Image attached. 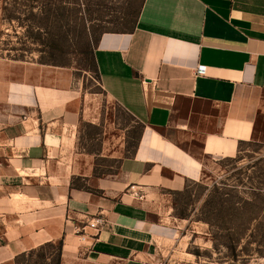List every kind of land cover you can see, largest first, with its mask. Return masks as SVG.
<instances>
[{"label": "crops", "instance_id": "0c3cea01", "mask_svg": "<svg viewBox=\"0 0 264 264\" xmlns=\"http://www.w3.org/2000/svg\"><path fill=\"white\" fill-rule=\"evenodd\" d=\"M93 57L103 91L144 127L95 191L72 185L86 176L82 77L0 63V264L59 242L57 264H157L183 229L165 197L202 177L203 157L234 156L264 117V0H143L134 28L101 34Z\"/></svg>", "mask_w": 264, "mask_h": 264}, {"label": "rangeland", "instance_id": "374dc122", "mask_svg": "<svg viewBox=\"0 0 264 264\" xmlns=\"http://www.w3.org/2000/svg\"><path fill=\"white\" fill-rule=\"evenodd\" d=\"M142 3L0 0V63L68 67L82 77L86 115L77 127L75 154L86 176L74 178L75 188L95 191L97 181L113 179L143 132L142 123L106 95L92 65L99 36L131 31ZM253 133L232 157H203L202 177L165 197L183 229L180 244L157 264H264V117ZM194 151L200 153L199 145ZM58 255V244H46L17 264H57Z\"/></svg>", "mask_w": 264, "mask_h": 264}, {"label": "built area", "instance_id": "2783aa9c", "mask_svg": "<svg viewBox=\"0 0 264 264\" xmlns=\"http://www.w3.org/2000/svg\"><path fill=\"white\" fill-rule=\"evenodd\" d=\"M204 71L203 67H198L197 72L202 73ZM135 197H138L137 193H134ZM104 223V220L101 216H96L92 218L90 221L86 223V226L82 227L79 230V238L82 243L85 242L86 240V234H85V228L94 230V231H99L100 226H102Z\"/></svg>", "mask_w": 264, "mask_h": 264}, {"label": "trees", "instance_id": "16d2710c", "mask_svg": "<svg viewBox=\"0 0 264 264\" xmlns=\"http://www.w3.org/2000/svg\"><path fill=\"white\" fill-rule=\"evenodd\" d=\"M59 9L60 10H62L63 8L62 7H59ZM44 21V20H43ZM43 24H44V22H43ZM40 36V34L39 33H35V34H33V33H30V38H38ZM51 45H53L54 47H58V43H57V41H55V40H53V43H51ZM92 65H93V67H94V69H95V72H96V75H97V77H99L98 76V72H97V66H96V63H95V60H94V57H93V54H92ZM58 244V247H59V251H60V248H61V242H59V243H57ZM231 251H232V254H233V256L235 257L236 256V249H235V245L232 243V245H231Z\"/></svg>", "mask_w": 264, "mask_h": 264}]
</instances>
